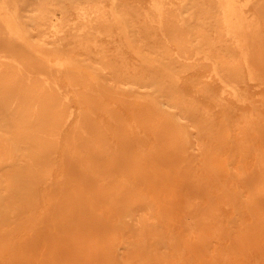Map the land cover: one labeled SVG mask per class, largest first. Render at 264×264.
Listing matches in <instances>:
<instances>
[{
  "label": "bare ground",
  "instance_id": "6f19581e",
  "mask_svg": "<svg viewBox=\"0 0 264 264\" xmlns=\"http://www.w3.org/2000/svg\"><path fill=\"white\" fill-rule=\"evenodd\" d=\"M251 88L264 0H0V264L263 263Z\"/></svg>",
  "mask_w": 264,
  "mask_h": 264
},
{
  "label": "rangeland",
  "instance_id": "374dc122",
  "mask_svg": "<svg viewBox=\"0 0 264 264\" xmlns=\"http://www.w3.org/2000/svg\"><path fill=\"white\" fill-rule=\"evenodd\" d=\"M139 1H140V3L143 6L147 5V0H139ZM249 92H250V95H251L252 99L255 100V101H260V99H261V97H262V95L264 93V91L258 90L257 88H251L249 90ZM220 114L221 113L219 112L218 115H220ZM58 176H59V173H58ZM58 178H60V177H58ZM44 192L46 194H44ZM149 199H150V202H152V198H149ZM167 200H168L167 202H168L169 206H172V205L176 204V202L173 199H171V198H167ZM52 203L53 202H52V196L50 195V190L49 189H45V188L41 189L40 206L37 209H35L34 214L36 216H39V217L42 216L43 217L51 209ZM106 218L108 219L109 224L111 226L115 225L114 224V222H115L114 219H110L109 217H106ZM8 229L6 231H8ZM27 236H28L27 232H22V233H20L18 235V238H19V240L21 242H23ZM46 255L49 257V260H50L51 264H71V257H69L68 254L67 255L66 254L61 255L60 256L61 258L56 253L48 252ZM251 257H252V260L255 262V264H258V260L256 259V257L255 256H251ZM73 258L75 260H78L77 257H73ZM39 259H40L39 257H30L28 259V263L29 264H36ZM103 259H104V261L102 262ZM105 261H106L105 256H102L101 257V262L102 263H99V264H107V263H105ZM260 264H264V261H263V263L260 262Z\"/></svg>",
  "mask_w": 264,
  "mask_h": 264
}]
</instances>
